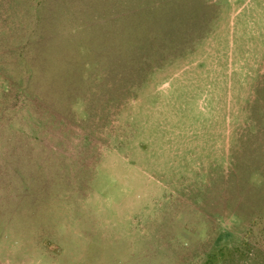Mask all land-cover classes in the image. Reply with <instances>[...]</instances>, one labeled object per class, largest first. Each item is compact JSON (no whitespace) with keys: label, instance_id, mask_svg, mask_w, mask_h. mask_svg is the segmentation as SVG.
<instances>
[{"label":"rangeland","instance_id":"rangeland-1","mask_svg":"<svg viewBox=\"0 0 264 264\" xmlns=\"http://www.w3.org/2000/svg\"><path fill=\"white\" fill-rule=\"evenodd\" d=\"M30 259L264 264V0H0V264Z\"/></svg>","mask_w":264,"mask_h":264},{"label":"crops","instance_id":"crops-1","mask_svg":"<svg viewBox=\"0 0 264 264\" xmlns=\"http://www.w3.org/2000/svg\"><path fill=\"white\" fill-rule=\"evenodd\" d=\"M27 250V249H26ZM17 251V250H16ZM31 252H32V248L30 247V249H29V253L31 254ZM22 253V250H20L19 249V251H18V254H21ZM31 262H32V260L30 259V264H31Z\"/></svg>","mask_w":264,"mask_h":264}]
</instances>
